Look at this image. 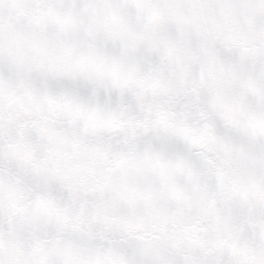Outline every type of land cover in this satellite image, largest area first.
<instances>
[{"label": "snow or ice", "instance_id": "snow-or-ice-1", "mask_svg": "<svg viewBox=\"0 0 264 264\" xmlns=\"http://www.w3.org/2000/svg\"><path fill=\"white\" fill-rule=\"evenodd\" d=\"M252 17L264 0H0V155L34 189L0 176V264H173L169 242L183 264H264V29ZM194 60L192 90L207 89L232 135L211 195L172 139L189 138L183 120L143 104L184 94ZM193 205L211 234L185 226Z\"/></svg>", "mask_w": 264, "mask_h": 264}, {"label": "clouds", "instance_id": "clouds-1", "mask_svg": "<svg viewBox=\"0 0 264 264\" xmlns=\"http://www.w3.org/2000/svg\"><path fill=\"white\" fill-rule=\"evenodd\" d=\"M251 22L256 29H264V17H252ZM241 24L247 28V21L241 17ZM193 43V51L199 55V50L202 44L201 40L196 37L191 38ZM215 50L217 55H221L226 51L221 45L216 44ZM200 62L194 60L189 64L186 81L187 86L185 93L179 96L172 94L158 97L148 96L143 101L145 110L149 105L155 109L156 105L162 106L167 111H172L177 114V119L183 120L184 126L188 129L189 138L187 140L172 137L174 141L180 144L187 155L194 163V172L197 174L199 183L204 187L209 195L217 191L216 169L215 165L220 157L219 141L232 139L231 130L225 125L217 113L210 106V96L207 89L192 90L191 81L199 80ZM140 109L137 108V112ZM135 114V113H134ZM192 141H195L193 143ZM234 142V141H233ZM0 176L5 180H13L20 182L27 192H33L34 189L27 183L31 172L25 166H21L17 161L0 155ZM185 179V178H180ZM191 188V185H189ZM216 208L220 216L235 217L229 205L223 203L218 197L216 200ZM142 210H137V215L141 214ZM127 215V213H124ZM182 220L186 227H191L195 224L202 229L201 235L212 233L214 220L210 217L202 215L200 209L193 205L191 208H186ZM94 232H106L105 239H114L123 241L125 238L120 235L118 225H104L96 223L92 225ZM168 252L172 257L173 264H183L184 256L188 253L180 251L172 247L171 242L168 244Z\"/></svg>", "mask_w": 264, "mask_h": 264}]
</instances>
